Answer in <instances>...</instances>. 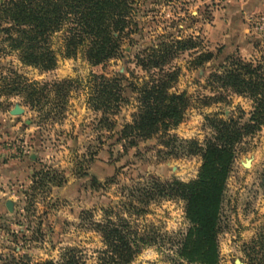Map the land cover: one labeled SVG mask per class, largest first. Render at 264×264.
<instances>
[{
    "label": "rangeland",
    "instance_id": "rangeland-1",
    "mask_svg": "<svg viewBox=\"0 0 264 264\" xmlns=\"http://www.w3.org/2000/svg\"><path fill=\"white\" fill-rule=\"evenodd\" d=\"M131 2L119 55L103 64H89L82 52L62 57L60 33L51 38L57 62L47 71L23 65L0 43V264H59L68 249L82 264H97L103 244L90 221L106 212L147 235L127 264H189L175 247L189 226L184 201L154 197L144 205L137 189L151 180L195 179L201 157L187 152L184 140L204 146L214 135L213 120L247 122L252 100L210 75L223 70L228 56L253 63L264 56V0ZM177 41L192 45L182 49ZM162 44L170 46L163 69L177 71L169 92L188 100L182 121L168 131L177 140L166 146L154 137L129 146L118 132L139 108L132 88L157 75L158 68L146 71L143 64ZM206 53L213 57L200 63ZM114 77L121 78L123 99L111 110L102 101L94 107L103 78ZM61 81H68L66 88ZM15 105L21 114L10 113ZM233 148L217 235L219 264H264V125ZM143 206L144 214L134 212Z\"/></svg>",
    "mask_w": 264,
    "mask_h": 264
},
{
    "label": "trees",
    "instance_id": "trees-1",
    "mask_svg": "<svg viewBox=\"0 0 264 264\" xmlns=\"http://www.w3.org/2000/svg\"><path fill=\"white\" fill-rule=\"evenodd\" d=\"M131 4V0H0L1 49L15 53L23 65L42 71L51 70L57 62L51 38L60 33L62 57L71 58L82 52L89 64H103L119 55L120 36L129 24ZM175 44L182 49L192 45L184 41ZM162 47L151 49L143 64V67H148L146 71L150 67L158 68L157 75L140 87L132 88L139 92V108L132 121L125 123L118 132V139L129 146L154 137L164 139L162 143L166 146L177 140L169 136L168 131L182 121L188 100L185 93L169 92L177 71L163 69L170 46L162 44ZM212 57V53H206L199 62ZM227 61L220 73L213 72L210 77L222 88L252 100L247 122L213 120L214 135L206 140L204 146L195 140H184L186 151L201 157L195 179H174L165 183L151 180L137 189L139 196L136 199L144 205L154 197L184 201V214L189 226L176 238L175 247L178 257L189 264H219L217 235L226 181L235 158L233 147L243 134L253 133L264 125V56L256 63L234 55L228 56ZM103 79L92 102L96 107L102 101V105L111 110L114 103L123 99L119 88L121 78ZM59 83L66 88L68 81ZM133 210L142 215L145 206L133 207ZM90 225L100 235L103 244L98 251L97 264H127L148 239L145 232H138L118 214L112 219L106 212L102 220H91ZM10 264L32 263L18 259ZM59 264L82 262L76 250L68 249L62 254Z\"/></svg>",
    "mask_w": 264,
    "mask_h": 264
},
{
    "label": "water",
    "instance_id": "water-1",
    "mask_svg": "<svg viewBox=\"0 0 264 264\" xmlns=\"http://www.w3.org/2000/svg\"><path fill=\"white\" fill-rule=\"evenodd\" d=\"M11 114H21L22 113V109L18 106V105H15L13 107V109L10 111ZM244 166H249L250 165V161L249 160H246V162L243 164ZM5 206L7 208V210L11 211L12 210V206H13V203L11 200H6L5 202Z\"/></svg>",
    "mask_w": 264,
    "mask_h": 264
},
{
    "label": "crops",
    "instance_id": "crops-1",
    "mask_svg": "<svg viewBox=\"0 0 264 264\" xmlns=\"http://www.w3.org/2000/svg\"><path fill=\"white\" fill-rule=\"evenodd\" d=\"M228 8H230V7H228ZM228 8H227V9H228ZM232 15H234V14H232ZM226 17H227V16H226ZM228 18H229L230 21H231V20H234V19L236 18V16H233V17L230 16V17H228ZM224 20H226V18H224Z\"/></svg>",
    "mask_w": 264,
    "mask_h": 264
}]
</instances>
